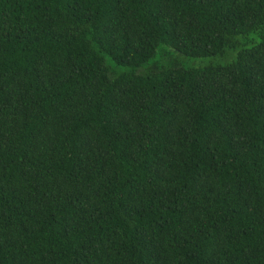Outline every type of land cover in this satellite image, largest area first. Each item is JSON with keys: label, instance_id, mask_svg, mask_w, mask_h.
Returning <instances> with one entry per match:
<instances>
[{"label": "trees", "instance_id": "trees-1", "mask_svg": "<svg viewBox=\"0 0 264 264\" xmlns=\"http://www.w3.org/2000/svg\"><path fill=\"white\" fill-rule=\"evenodd\" d=\"M0 264H264V0H0Z\"/></svg>", "mask_w": 264, "mask_h": 264}, {"label": "rangeland", "instance_id": "rangeland-1", "mask_svg": "<svg viewBox=\"0 0 264 264\" xmlns=\"http://www.w3.org/2000/svg\"><path fill=\"white\" fill-rule=\"evenodd\" d=\"M167 53L169 54L171 52L168 51ZM154 60H155V58H154ZM156 60H159V58ZM170 60H171V58H168L167 56H163L162 58H160V63L167 64L170 62ZM215 61H220V58L219 57L187 58L184 56H180L178 59V64L183 65V66H199V65H203V64H206L209 62H215Z\"/></svg>", "mask_w": 264, "mask_h": 264}]
</instances>
